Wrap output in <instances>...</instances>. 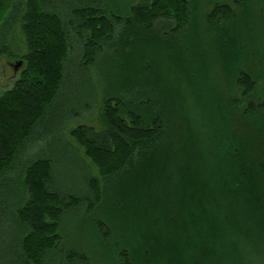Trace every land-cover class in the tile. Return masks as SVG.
Listing matches in <instances>:
<instances>
[{
	"label": "trees",
	"instance_id": "16d2710c",
	"mask_svg": "<svg viewBox=\"0 0 264 264\" xmlns=\"http://www.w3.org/2000/svg\"><path fill=\"white\" fill-rule=\"evenodd\" d=\"M232 2L235 6L227 0H126L121 7L119 0L25 1L21 21L28 53L13 85L0 94V264H7L4 244L16 249L23 264H46L54 254L62 255L61 264L76 259L88 264L85 254L63 248V217L76 210L84 211L95 223L101 242L118 246L113 227L93 214L108 208V202L112 204L110 192L115 201L114 208L108 209H127L112 180L125 174L131 181L155 159L172 155L180 128L177 116L184 121L187 143L194 141L188 154L195 158L192 168L202 174L199 184L205 191L199 189L196 201L207 216L203 222L215 220L222 229L209 256H216L238 231L245 229L246 238H252L246 233L249 226L260 231L242 196L248 191L264 216V100L253 97L257 81L264 77V0ZM18 9L20 4L15 0H0V57L8 51ZM195 26L204 57L207 55V71L211 66L217 68L214 88L220 97L222 121L213 129V115L199 99L193 78L182 68L181 55L171 43ZM135 39H156L170 52L172 83H177L182 106L177 114L151 86L139 81L117 85L111 74L105 76L101 71L100 60L107 49L118 40L123 47ZM94 66L101 82L103 128L82 124L70 134L99 167L102 182L88 174L85 180L90 194L62 193L55 188L54 160L46 155L51 147L48 144L56 140V133L63 135L73 119L95 107L98 91L90 71ZM145 67L151 70L148 63ZM191 70L197 72L198 67L192 65ZM79 76L85 79L89 98L80 106L69 107L66 118L58 124L69 99L67 86ZM36 143L40 144L36 155L24 159ZM228 148L232 160L228 159ZM168 167L172 183L181 182L176 177V169L179 172L181 167L176 162ZM194 170L189 173L194 174ZM143 202L142 212H133L132 220L139 225L150 223L152 227L149 210L155 214V226L163 232L167 227L177 228L179 233L186 229L184 221H179L178 208L167 205L162 196ZM167 206L174 209L162 217L158 212ZM162 238L140 229L133 237L137 249L122 245L115 261L92 264H159ZM245 257L248 262L254 259L248 253Z\"/></svg>",
	"mask_w": 264,
	"mask_h": 264
},
{
	"label": "rangeland",
	"instance_id": "374dc122",
	"mask_svg": "<svg viewBox=\"0 0 264 264\" xmlns=\"http://www.w3.org/2000/svg\"><path fill=\"white\" fill-rule=\"evenodd\" d=\"M25 1L15 0L16 4H20V10H17V21L9 35L7 42L8 51L0 57V94L13 85L23 67L16 69L17 61L23 60V57L28 53L21 21ZM227 1L235 6L232 0ZM125 2L126 0H119L118 4L122 7ZM75 3V1H70V5L76 6L77 3ZM171 43L177 54L181 55L182 68L186 69L193 78L199 99L207 104L206 109L208 113L213 115L211 116V127L212 129L215 128V125L220 124L222 121L220 97L214 88L217 85L215 82L217 68L211 66L210 68L208 67L207 71L205 62L207 55L204 57V48L198 28L196 26L192 27L189 34L175 37L174 40H171ZM121 45L118 40L110 49H107L106 54L101 58L100 68L103 74L105 76L111 74V78L116 81L117 85H128V83L139 81L144 85L151 86L158 92L161 99L172 110V113L177 114L182 106L176 88L177 83H172L173 72L171 69L172 62H170L172 58H169L170 52L163 50L162 44L156 41V39L152 42L135 39L133 43H128L123 47ZM123 50L126 54L123 53ZM184 56H187L188 59L183 60ZM146 63L150 65V71H147L148 68L145 67ZM189 65H196L198 67L197 72L192 71ZM90 71L93 83L98 91L95 107L82 116L73 119L63 132V135L62 133H56L54 137L56 140L48 144L51 147L48 148L46 155L54 160L52 177L55 188L62 193L90 194L89 184L86 183L85 176L87 177L88 174L96 176L100 182H102L103 178L99 167L85 154V149L70 134L72 128L82 124L91 125L99 129L103 128L101 112L104 110V106L100 94L102 92L100 87L101 82H99L97 68L94 66ZM257 82L255 96L253 97L264 100V77L259 78ZM67 89L69 91V99L64 111L59 114L60 121L58 124H60L62 119L66 118L69 107L80 106L89 98L84 77L79 76V78H76L74 83L67 86ZM176 120L180 121V128L177 131L176 142L173 144L174 153L172 155L167 154L155 159L153 163H149L151 165L148 169L145 168V170L139 171L141 172L140 175L132 176L131 181V177L128 179L125 174H121L117 179L112 180L111 185L114 186L116 192L125 198L127 209L124 212L110 211L108 208L109 206L114 208L115 201L110 192L109 196L110 199L112 197V204L108 202L106 204L108 208L105 207L107 209L102 208V210H97L93 214V217L101 218L113 227L114 237L117 240L118 246L114 245L111 247L101 242L102 238L95 223L91 221V218L84 211L76 210L67 212L63 217L60 229L63 235V248L66 250L74 249L81 254H85L86 258L90 260L88 264H92V262H108V259L115 261L117 259L115 253L118 247L127 244H131L135 248L139 247L138 242L133 237L135 235L138 236L140 229H144V232L146 230L148 233H158L163 237L164 244L161 247L163 251H158L159 256L157 261H159V264H264V247L262 242L264 240V216L263 212L258 210L252 195L248 191L243 192L242 198L248 204V209L251 207L252 219L260 228V231L259 229H253L252 226L246 228V233H249L252 238L244 236L245 229L243 232L238 231L235 238H229L226 244L223 243L224 245L216 256H209L210 250L214 248L213 240L215 237L221 236L222 229L220 224L215 222V220L211 221L208 219L210 222L207 224L205 221L203 222V217L206 220L207 216L201 211V206L200 204L197 205L198 201H196L198 195L196 193L199 189L203 190V187L199 184L202 174L192 168L195 158L193 159L192 153L188 154L189 150H191L190 146H193L194 141L192 140L187 143L186 135L188 136V134L183 123L184 121L178 118V116ZM39 146L40 144L38 143L31 145L23 158L26 159L36 155ZM227 152L229 154L228 159L232 160L231 149L228 148ZM174 162L177 163V166L181 167V171L179 172L177 171L178 168L176 169V177H180L181 182L175 180L172 183L173 173H171L168 166ZM192 169L194 170V174L189 173V170L193 171ZM226 169L228 170L229 168L226 167ZM10 178L11 180L13 178L16 182L15 176H11ZM133 178H136V180H133ZM160 193L161 195H159ZM161 196L169 203L167 205L178 208L180 212H178L180 215L179 221L180 223L184 221L186 227L183 233H179V229L177 230V228L175 230L169 227H167L168 230L166 232H163L160 227L155 226L156 220L152 219V216H155V214L149 210L150 217L147 216V218H150V222H153L151 223L153 229L150 223L139 225L132 220L135 216L133 212L136 214L142 212L143 201ZM170 206H167V209L161 208L158 214L161 215L162 213V217H165L168 212L172 211L170 209H174ZM163 225H167V222ZM169 245H172L173 248H168ZM10 247H8V244L2 245L7 264H23L19 262L16 249L13 246ZM247 253L254 256L251 262H248V258L245 257ZM59 260H63L62 255L54 254V256L46 261V264H61ZM63 264L87 263H84L81 259H76L70 262L64 261Z\"/></svg>",
	"mask_w": 264,
	"mask_h": 264
},
{
	"label": "water",
	"instance_id": "95a60500",
	"mask_svg": "<svg viewBox=\"0 0 264 264\" xmlns=\"http://www.w3.org/2000/svg\"><path fill=\"white\" fill-rule=\"evenodd\" d=\"M23 65H24V60H19V61H17L16 69L22 67Z\"/></svg>",
	"mask_w": 264,
	"mask_h": 264
}]
</instances>
